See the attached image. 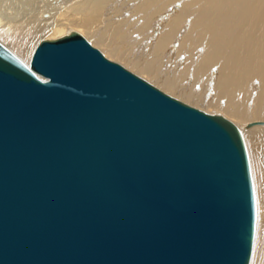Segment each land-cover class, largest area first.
Masks as SVG:
<instances>
[{"label":"water","instance_id":"water-1","mask_svg":"<svg viewBox=\"0 0 264 264\" xmlns=\"http://www.w3.org/2000/svg\"><path fill=\"white\" fill-rule=\"evenodd\" d=\"M241 130L81 33L0 44V264H248Z\"/></svg>","mask_w":264,"mask_h":264},{"label":"bare ground","instance_id":"bare-ground-1","mask_svg":"<svg viewBox=\"0 0 264 264\" xmlns=\"http://www.w3.org/2000/svg\"><path fill=\"white\" fill-rule=\"evenodd\" d=\"M125 5H127L126 0H0V44L3 45L7 50H9L21 61L26 63L28 66H30L34 51L42 40L56 39L64 35H67L68 33H71L73 31H77L81 33L84 37H86L89 41L91 39L92 42L95 44L94 45L90 41V43L93 46H95L98 49L100 47L104 53L100 49L99 50L106 57L108 56L109 57V58L107 57L108 59L112 57L118 61L110 59L111 61L124 63L130 69L125 67L122 63L120 64L123 65L128 70L132 71L133 73L138 72V74L141 75V76L139 75L140 77L142 78L144 77V79L146 78L145 80H147L156 87L158 85L157 88H159L160 90L162 91L166 90L167 92L164 91L165 93L183 101L188 105H191L189 103H192L191 106H193L194 104L206 108L207 106L212 105L215 106L216 109L217 108H219L220 110L223 109L224 112L228 115V117L230 116L231 119L228 118L226 114L224 115L223 113L218 112L217 111L218 109L215 110L214 108L211 109L210 107V109L206 108L208 110H204L203 108L201 109V107L199 108L194 106L208 113L220 114L224 116L228 120L232 121L241 130L246 145V149L248 146L250 156L252 157L253 167L256 160L254 155L255 153L253 152L256 151L255 148L256 145L260 146L261 144L263 151L260 150L259 151L260 153H257L256 151V153L260 154V156L257 155L259 156L258 160H260L261 157L263 161L264 159V0H257V5L252 9L247 8L248 10H246L245 11L246 13L244 14L245 17H243L244 19L242 18L243 24L241 25L242 27L240 28V32H239L240 35L237 34L238 37L239 36L241 37L239 38L243 45L242 50H240L239 52L241 54V55L239 54V56H242V60H243L242 66L239 67L238 65H235L236 64L235 60H228L222 63L216 69L214 68L215 70H213L212 67L209 70H206L205 65H204L205 68L201 67V69L202 68L205 69L204 70L205 74L206 71L208 72V74L209 73L213 74V76L210 74L213 79H211L212 88H210L209 90L207 89L204 90L205 88L201 87V83L206 82V81L201 82L205 74L203 72L204 76L202 74L201 77L202 76L203 77L199 78L198 76L200 72L197 71L199 70L197 69V67H196V71L198 72L197 78L195 77L196 75L194 76V74L192 75L194 76L193 78L187 77L191 74L185 76L184 74L185 71L187 70L186 67H184V69L181 68L178 69L179 68L178 67L177 68L178 71L176 70L177 73H175L176 71L174 73L168 72L167 69L168 64L170 63V61L173 60L172 57L174 56L170 52V49L167 45L169 42L168 40L167 43H162V44L159 43L161 46L157 47V50L153 52L154 55L153 54L150 55L151 57L150 56L146 57L145 55H143L146 49L151 48L153 46L152 45L153 42L151 43V41H148L147 40L148 38L146 40L142 39L143 41L142 40L139 41V39L145 34L146 29L138 31V29H136L135 26L133 27V25L135 24V22L134 24H132L133 20L128 21V19L125 18L126 20L124 21L125 22L127 21V23L124 24V21H122L121 19L122 17L121 15L123 14L122 9ZM238 10L240 11V9ZM234 19L236 20V18ZM210 29H212V27ZM216 32L217 31H215V33ZM140 42H142V44ZM143 42L145 43V45L146 43L148 45L143 47ZM157 44L155 43V45ZM233 44L235 43L233 42ZM126 45H132L133 47H131L128 50H125V48L127 47ZM234 47L235 49L237 48L240 49L241 45L240 47H238V45L237 47L236 46ZM152 48L151 50H153ZM231 48L235 50L233 47ZM232 58L234 59L236 57H232ZM211 69L213 70L212 72L210 71ZM253 76L261 77V82L257 92L256 99L254 100V102H252L253 104L251 106L248 104L249 105L248 108L245 109L246 107L243 108L244 105L242 103V100L240 99L237 100V98L235 97L238 89L237 86H239V82L241 81L242 78L245 80L248 79L247 77H253ZM209 80L210 79H208V81ZM245 88L246 87H244V89ZM248 88H252V86ZM253 88H255V86ZM248 90L249 89H247V91ZM170 93L176 95L177 97ZM248 93L244 92L245 95ZM253 93L249 95L251 97H247V99L255 98L252 97ZM248 149H247V153H248ZM248 159H249V154H248ZM249 166H250V159H249ZM249 168H250L251 180H252L254 197H255V206H256V200L258 199V210L256 206V220L253 227L254 231L251 237V247L249 250L248 264L250 263L264 264V176L263 177L260 176L262 177L261 184L263 185L258 183L260 179L256 181L257 182L256 187H258L257 188L258 198L256 199L251 166ZM262 174L264 175V172L261 173L260 175ZM256 224H257V232H256Z\"/></svg>","mask_w":264,"mask_h":264},{"label":"rangeland","instance_id":"rangeland-1","mask_svg":"<svg viewBox=\"0 0 264 264\" xmlns=\"http://www.w3.org/2000/svg\"><path fill=\"white\" fill-rule=\"evenodd\" d=\"M247 1H250V0H225V1L224 0H126L127 5H125L126 7L124 6L125 8L123 7V9H122L123 14L121 15L122 16L121 19H122V21H124L126 19H128V21L133 20L132 24H134V22H135L133 27L135 26L136 29H138V31L146 29L145 34L139 39V41H141L142 39L146 40L148 38L147 40L151 41V43L153 42L154 44L152 43V45L155 46L156 48L151 45L153 47V48L151 47L153 50H151V48H148L144 51L143 55H145L146 57L150 56L151 54H153L154 51L157 50L158 46L159 47L161 46L159 43L162 44V43H167L169 41L167 45L170 49V52L174 56L172 57L173 60L170 61V63L168 64V67H167L168 72L174 73L176 70L178 71V69H180V68L184 69V67H186L187 70L185 71V74H184L185 76H187L188 74H191L187 77L193 78L196 75L195 77L197 78L198 72H200L198 77L202 78L205 74V71H204L205 69L209 70L212 67V69L215 70L222 63H224L225 61H228V60H235V62H236L235 65H238L239 67L242 66L243 60H242V56H239V54H240L239 52H240V50H242L243 45H242L241 40H240L241 37L239 36L240 37L239 38L238 35H240L239 32H240V28L242 27L241 25L243 24L242 20L244 19L243 17H245V15H244L246 13L245 11L248 10L249 8L252 9L257 5V0H251L250 2H247ZM250 5H251V7H250ZM242 7H243V9H242ZM238 9H240V11ZM135 15H136V17H135ZM231 16H232V18H231ZM134 17H135V19H134ZM234 18H236V20ZM126 23H127V21L126 22L124 21V24H126ZM239 23H241V24H239ZM215 24H216V26H215ZM221 25L222 26L224 25V26L222 27ZM211 27H212V29H210ZM223 29H225V30H223ZM173 30H174V32H173ZM208 31H209V33H208ZM215 31H217L218 33L220 32V33L219 34L217 32L215 33ZM226 32H228V33H226ZM208 34H210V35H208ZM216 37H218V38H216ZM227 38H230V39H227ZM155 40H157V41H155ZM90 41L92 42L91 39H90ZM157 42H158V44H157ZM233 42L235 44H233ZM140 43L142 44V42H140ZM155 43L157 45H155ZM147 45H148L147 43L145 45V43L143 42V47H145ZM229 45H230V48H229ZM237 45H238V47H240V45H241L240 49H238V48L235 49L234 46L237 47ZM126 46L127 47L125 48V50H128L131 47H133L132 45H126ZM231 47H233L236 51L233 50ZM99 49L102 51V49L100 47H99ZM148 50H149V52H148ZM233 51H234V53H233ZM140 54H142V53H140ZM233 54H234V56H233ZM235 54H236V56H235ZM232 57H236V58L233 59ZM110 59L116 60L112 57H110ZM116 61H118V60H116ZM197 61L199 63L201 62L200 63L201 65ZM173 62H175V63H173ZM120 63H122V62H120ZM122 64L125 67H127L124 63H122ZM175 64H177V65H175ZM179 65H181V66H179ZM204 65L206 68L204 67ZM196 67H197V69H199V70H197L198 72L196 71ZM201 67H204L205 69H203V68L201 69ZM127 68H129V67H127ZM190 69H191V71H190ZM212 69L210 70L211 72L213 71ZM177 71L175 73H177ZM194 71L196 72V74ZM203 72H204V74H203ZM135 73L138 74V72H135ZM193 74H194V76H192ZM202 74H203V76L201 77ZM210 74L213 76L212 73L208 74V72L206 71V74L204 76L205 78L203 77V79L201 80V82L206 81L205 83H201V87L205 88L204 90H206V89L209 90L210 88H212L211 79H213V78ZM138 75H140V74H138ZM244 78H245V76H244ZM247 78L248 79H245V80L242 78L243 82L241 79V81L239 82V86L241 87V85H242L243 89H242V87L240 89V87L237 86L238 89H237V93L235 96L237 98V100L238 99L242 100V103L244 105L243 108L246 107L245 109H247L249 105L251 106L253 104L252 102H254V100L256 99L257 92H258L260 82H261V77H259V76H253V77H247ZM208 79H210V80L208 81ZM248 85H251L252 88H248V87H251ZM254 86L256 89L253 88ZM157 87H158V85H157ZM244 87H246V88L244 89ZM247 89H249L250 91L249 90L247 91ZM164 91H166V90H164ZM253 91H254V93H253ZM244 92L245 93L250 92V93L246 94L247 95L246 96L244 94ZM252 93H253L252 97H255V98H248L247 99V97H251L249 95H251ZM170 94H172V93H170ZM172 95H174V94H172ZM174 96H176V95H174ZM178 97H180V96H178ZM250 99H252V100H250ZM182 100H184V99H182ZM189 104L192 105V103H189ZM193 106H196L199 108L201 107L200 105H194V104H193ZM210 107H211V109L212 108H214L215 110L218 109L217 111L223 113L224 115L226 114L223 109L222 110H220L219 108L216 109V107L212 106V105H209L206 108L210 109ZM202 108L203 107H201V109ZM206 108H203V109L208 110ZM226 116L228 117L227 114H226ZM228 118H230V116ZM255 148H256L257 153H260L259 152L260 150L263 151L261 144H260V146L256 145ZM247 149H248V146H247ZM256 151H254V152L252 151L253 153H255L254 155H255V159H256L254 167H253L252 157L250 156L249 149H248L252 178H253L254 188H255V196L257 199L258 198V196H257V188L258 187H256V183H257L256 181H258L260 179L258 181V183L261 184V178L264 175L263 174L260 175V174L264 172V168H263L264 159L262 161V159L260 157V160H258L260 154H257ZM257 155H259V156H257ZM260 164H262V165H260ZM254 168H256V169H254ZM255 171H257V172H255ZM260 171H261V173H260ZM260 176H262V177H260ZM261 185H263V184H261ZM256 206H257V210H258V199L256 200ZM257 215H258V212H257ZM256 232H257V224H256ZM255 237H256V234H255Z\"/></svg>","mask_w":264,"mask_h":264}]
</instances>
